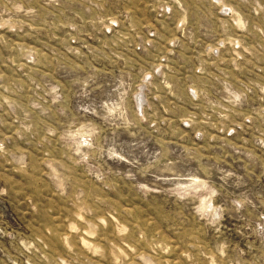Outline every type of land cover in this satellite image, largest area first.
<instances>
[{
    "label": "rangeland",
    "instance_id": "1",
    "mask_svg": "<svg viewBox=\"0 0 264 264\" xmlns=\"http://www.w3.org/2000/svg\"><path fill=\"white\" fill-rule=\"evenodd\" d=\"M0 264H264V0H0Z\"/></svg>",
    "mask_w": 264,
    "mask_h": 264
},
{
    "label": "bare ground",
    "instance_id": "2",
    "mask_svg": "<svg viewBox=\"0 0 264 264\" xmlns=\"http://www.w3.org/2000/svg\"><path fill=\"white\" fill-rule=\"evenodd\" d=\"M138 102H139L140 105L144 104V100L142 98H140Z\"/></svg>",
    "mask_w": 264,
    "mask_h": 264
}]
</instances>
